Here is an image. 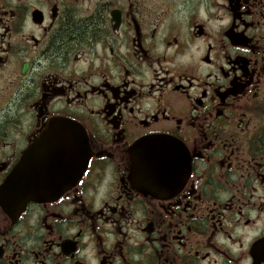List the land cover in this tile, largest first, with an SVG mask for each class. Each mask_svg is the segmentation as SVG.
<instances>
[{
	"label": "flooded vegetation",
	"instance_id": "af4514ba",
	"mask_svg": "<svg viewBox=\"0 0 264 264\" xmlns=\"http://www.w3.org/2000/svg\"><path fill=\"white\" fill-rule=\"evenodd\" d=\"M57 119L91 158L11 218L0 264H264V0H0V188ZM182 145L153 194L131 152Z\"/></svg>",
	"mask_w": 264,
	"mask_h": 264
},
{
	"label": "water",
	"instance_id": "95a60500",
	"mask_svg": "<svg viewBox=\"0 0 264 264\" xmlns=\"http://www.w3.org/2000/svg\"><path fill=\"white\" fill-rule=\"evenodd\" d=\"M91 152L85 131L57 119L23 154L13 174L0 188V204L17 218L29 203L61 198L84 175ZM182 145L156 138L136 144L131 152L132 178L153 194L163 187L178 191L187 175Z\"/></svg>",
	"mask_w": 264,
	"mask_h": 264
}]
</instances>
